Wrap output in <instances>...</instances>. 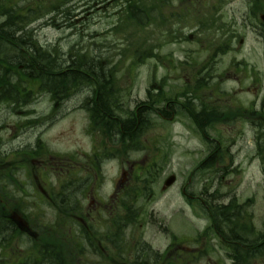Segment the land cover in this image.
<instances>
[{
	"label": "flooded vegetation",
	"instance_id": "1",
	"mask_svg": "<svg viewBox=\"0 0 264 264\" xmlns=\"http://www.w3.org/2000/svg\"><path fill=\"white\" fill-rule=\"evenodd\" d=\"M155 13L158 24L169 26L167 35H157L153 54H182L176 62L170 61L174 69L189 74L177 77L172 84L152 86V118L161 124L182 123L202 142L204 155L199 166L205 178L199 196L184 189L181 194L191 217L204 221L203 228L185 237L175 235L172 225L171 232L159 225L158 234L167 245L155 249L142 230L149 234L162 222H145L144 217L150 220L152 212L139 211L140 232L138 236L131 232L126 203L131 187L140 180L130 177L148 163L126 156L124 130L137 131L141 117L134 110L136 104L128 109L124 88L116 89L118 99L111 98L106 104L98 100L102 92L97 85L86 89L85 100L74 98L80 95L75 90L65 97H54L44 88L51 105L77 101L90 129L97 118L107 134L97 131L100 136L95 135L96 141L93 133H87L91 152L85 162L93 178H62L50 186L53 180H48L46 173L49 161L61 164L65 168L59 170L66 169L65 173L69 170L66 166L80 171L74 157L66 163L54 159L46 154L39 138L18 153L0 147V264H206L211 255L218 264H264V220L257 222L251 210L255 200H240L243 197L235 179L226 188L222 184L224 176L244 169V161H237L248 149L252 158L247 164H254L257 158L264 189V67L257 68L247 59L223 66L229 54H260L264 64V0H157ZM191 72L211 77L195 83ZM161 95L168 97L167 102H161ZM187 122L193 124L192 130ZM36 148L40 152L33 154ZM160 149L155 146V161ZM141 153L136 150L131 155ZM109 165L116 166L118 173L111 186L103 169ZM65 188L70 192L67 196L61 195ZM186 218L189 221L181 219L186 225L183 231L191 228V218L187 214ZM17 223H22L23 230ZM53 231L55 258L47 257V239ZM129 244L136 246V255L134 249H128Z\"/></svg>",
	"mask_w": 264,
	"mask_h": 264
},
{
	"label": "rangeland",
	"instance_id": "2",
	"mask_svg": "<svg viewBox=\"0 0 264 264\" xmlns=\"http://www.w3.org/2000/svg\"><path fill=\"white\" fill-rule=\"evenodd\" d=\"M13 2L22 9L36 8V5L43 6V11L40 14L43 17L27 27L28 30H32L38 44L43 47H56L63 53H67L71 47L88 51L90 53L88 55L102 62V67L106 71L109 69L113 73L111 79L115 81V89H119V87L125 89L123 99L129 110H132L133 105L137 102L144 101L147 90L161 79H169L168 83L172 84L177 77L183 78L189 74L187 71L174 69L175 64L172 61L176 62L182 54H153L155 50L153 44L157 41V35H167L169 26L167 23L160 22V26L157 28L155 23L159 21L155 20V23L153 21L155 17L157 18L155 13L157 0H138L143 15L148 17L145 28L138 29L141 30L140 33L137 30L139 37L136 35V28L129 29L128 22L125 20L127 0H71L62 9H70L67 17L50 12V9L56 5V0H1L0 5L7 9L9 3L12 6ZM118 27L123 32L118 31ZM136 39L143 42L140 46L138 44L139 54L149 55L145 56L141 65L134 69L129 66L130 60L123 57V52ZM169 50L170 48H167L166 52ZM241 59H247L249 64H253L257 68L264 67L260 54H229L224 57L223 66L227 67L229 64L232 66L234 60ZM128 68H132L133 71L130 72ZM223 77L226 78L228 75L223 74ZM40 88L39 85L28 88L31 91V103L16 109L15 113L10 114L6 105H0V147L12 153H18L30 142L39 138L45 146L46 154L58 156L53 157L54 159L63 160L62 162L66 163L67 158L74 157L75 162L79 164L75 166H78L80 171L66 166L69 170L65 173L66 169L59 170V167H65L61 164L59 166L54 164L52 160L49 161L50 165H48L46 173L48 180H53L50 184L48 183L49 186L57 183V179L61 180L62 178H79V180L93 178L92 172L87 168L85 162V160L88 161L86 155L91 152L89 150L91 141L87 133H93L98 141L96 137L99 135L98 132H93L90 129L85 113L76 105L77 101L53 106L48 100L47 91L44 93ZM74 98H80V96ZM29 123H31V129H27ZM185 125L191 130L194 127L189 122ZM94 137L92 138L95 139ZM141 141L144 146L142 153L136 157L131 155V161L144 160L148 164L143 165L142 168L146 167V169L150 166L153 167V163L158 167L161 161H166L162 174L151 184L149 181L150 185L146 186L147 190L136 183L140 185L141 190L137 189L142 195L135 203L137 211L147 214L152 212L150 220L144 217L145 222H162V224L155 225L149 234L145 229L142 231L145 232L146 239L153 248L163 249L167 245V241L158 234L160 232L159 225L168 228L170 232L173 231L170 227L172 225L175 228L173 231L175 235L185 237L194 236L204 226L202 219L191 217L190 210L181 194L184 189L185 192L199 196L200 185L205 178L202 168L199 167L204 155L203 145L197 136L184 128L182 123L161 124L155 122L154 119ZM158 145L161 149L158 161H155L154 153L157 151L155 146ZM168 147L171 148V152H168ZM33 151L37 154L40 152V148ZM244 153L245 156L239 155L237 161H244V169L236 171L233 175L224 176L222 184L226 188L230 180L235 179L236 184L239 185L237 186L238 194L243 197L240 200L247 198L255 200L251 210L256 221L262 222L264 220L262 172L257 158H255L254 164L249 165L247 160L251 157V153L248 149H245ZM103 169L107 183L111 186L113 181L118 178L117 168L109 165ZM171 175L175 176V183L164 190L163 182ZM18 176L21 175L18 174ZM135 189L132 186L129 192H135ZM52 190L54 189L50 188V191ZM147 214L144 216H148ZM186 214L191 218L189 231H183L186 225L181 221L182 217L189 221ZM131 232H140L138 222ZM153 233L155 236L152 235ZM210 258L211 260L206 259V264H218L216 259L212 261L216 258L215 255H211ZM201 264H205V261Z\"/></svg>",
	"mask_w": 264,
	"mask_h": 264
},
{
	"label": "trees",
	"instance_id": "3",
	"mask_svg": "<svg viewBox=\"0 0 264 264\" xmlns=\"http://www.w3.org/2000/svg\"><path fill=\"white\" fill-rule=\"evenodd\" d=\"M57 3L50 9V12L59 15L68 16L70 9H65V6L70 3L71 0H56ZM1 2V0H0ZM127 10L125 20L128 22V27L136 28V35L138 29H144L148 17L143 15V11L139 5L138 0H127ZM4 9L0 5V105H11L15 109L23 107L28 101L32 100L31 91L28 88H33L39 85L42 89H46L49 93H52L54 97H60L56 92V87H64L70 94V90H74L75 83L74 75L79 77V81L84 86L91 87L97 85L102 94L99 95L98 100L101 104H106L109 99H118L115 96L117 90L115 89V81L111 79L112 72L108 69L107 71L102 67V62L88 55L90 54L86 50L75 49L71 47L67 53H63L56 47H43L37 42L36 37L32 33V30H28L27 27L36 20L43 17L40 16L43 6L36 5V8L22 9L17 7V3L13 2L12 6ZM64 7V8H63ZM23 11V12H22ZM66 15V16H65ZM157 18L153 19L154 23ZM156 26H160L155 23ZM121 27V26H120ZM118 27V31L123 32ZM139 33L141 30H138ZM138 36V35H137ZM145 36V35H144ZM139 37V36H138ZM138 39L129 44L123 52V57L130 60L129 66L138 67L141 65L142 60L149 54H139ZM107 69V68H106ZM72 70V72H68ZM130 72L132 68H128ZM69 73V74H68ZM26 77L22 80L21 77ZM211 74H195L192 72V81L195 83L209 81ZM56 78V80H55ZM169 79L163 78L159 83L163 86L168 83ZM37 85H36V84ZM32 86H29L31 85ZM146 100L143 102H137L135 105V112L141 117V125L139 129H126L127 138V158L129 159L131 153L136 150H143L141 138L145 135L147 130L151 126L152 118V104H153V93L152 88L146 92ZM163 94H167L166 91L162 90ZM168 97L161 95V102H167ZM130 114V112H129ZM92 131H101L105 135L107 130L102 126L101 121L95 118L93 119ZM196 127H200L197 121H192ZM128 126L130 121L127 123ZM132 144L131 146H128ZM131 147H133L131 149ZM33 154H36L32 151ZM124 152V151H123ZM125 155V154H123ZM166 161H161L157 167L153 163V167L150 166L148 169L140 167L131 178L140 180V185L145 189L151 182L157 180L162 174ZM200 167V166H199ZM199 169V168H198ZM150 181V184H149ZM135 184V192L131 191L128 193V199L126 203V211L128 215L129 227H134L137 224L139 212L135 209V203L141 193L137 188H141L140 185ZM143 191V190H142ZM141 191V192H142ZM70 192H66V188L61 192V195L67 196ZM49 233V232H47ZM48 254L47 257H56V235L53 231L49 234L47 239ZM139 248V244H137ZM128 249H134L133 255L137 254L136 246L128 245Z\"/></svg>",
	"mask_w": 264,
	"mask_h": 264
},
{
	"label": "bare ground",
	"instance_id": "4",
	"mask_svg": "<svg viewBox=\"0 0 264 264\" xmlns=\"http://www.w3.org/2000/svg\"><path fill=\"white\" fill-rule=\"evenodd\" d=\"M68 72H72V70H68ZM69 74V73H68ZM73 79H74V82H76L75 83V88H74V90L76 91V92H78L80 95V99H84L85 100V98H86V89L89 87V86H86V85H82L81 84V81H79V77L75 74L74 75V77H73ZM55 80H56V78H55ZM56 92H57V94L60 96V97H65L66 96V94H67V90L64 88V87H61V86H57L56 87ZM102 94H104V93H102ZM8 107V112L10 113V114H12V113H15L16 112V109L14 108V107H12L11 105H9V106H7ZM63 201H65V199H63Z\"/></svg>",
	"mask_w": 264,
	"mask_h": 264
},
{
	"label": "water",
	"instance_id": "5",
	"mask_svg": "<svg viewBox=\"0 0 264 264\" xmlns=\"http://www.w3.org/2000/svg\"><path fill=\"white\" fill-rule=\"evenodd\" d=\"M175 181V177L174 176H170L166 179L165 183H164V187H169L171 186ZM17 226L23 230V226L22 223H17ZM26 231V230H25Z\"/></svg>",
	"mask_w": 264,
	"mask_h": 264
}]
</instances>
